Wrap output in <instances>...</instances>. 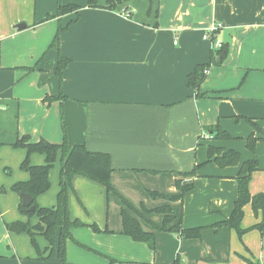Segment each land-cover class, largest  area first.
I'll return each mask as SVG.
<instances>
[{
	"label": "crops",
	"instance_id": "crops-1",
	"mask_svg": "<svg viewBox=\"0 0 264 264\" xmlns=\"http://www.w3.org/2000/svg\"><path fill=\"white\" fill-rule=\"evenodd\" d=\"M97 1L100 8L60 0L79 10L58 17L57 0H0V188L6 191L0 194V264H61L56 247L53 259L45 260L50 249L43 237L35 238L44 258L38 259L29 237L4 225L38 224L19 213L20 198L11 191L29 179L19 169L26 150L14 143L28 136L32 143L61 144L63 123L70 146L110 156L118 194L73 178L68 211L84 226L70 230L65 264H264V233L253 230L239 239L227 227H212L233 210L239 165L210 163L194 178L179 176L206 161L209 146L238 151L244 161L264 155V0H129L114 11L103 8L107 0ZM214 23L221 24L217 38L229 52L209 68L198 90L204 97L197 98L187 76L210 63L214 50L204 34ZM59 27L66 30L52 45ZM60 56L68 60L61 80L55 73ZM215 125L232 137L253 134L257 152L212 140L207 129ZM29 162L44 165L45 156L33 153ZM59 173L60 154L48 174L49 190L36 199L39 207L56 206ZM176 180L195 186L181 202L148 196L176 195ZM249 191L264 195V163ZM119 197L148 210L169 205L183 229L204 228L201 238L153 230L149 223H162V215L152 214L141 224L155 237L151 251L120 234ZM243 213L241 229L261 221L250 205ZM92 224L102 232H93Z\"/></svg>",
	"mask_w": 264,
	"mask_h": 264
},
{
	"label": "trees",
	"instance_id": "trees-1",
	"mask_svg": "<svg viewBox=\"0 0 264 264\" xmlns=\"http://www.w3.org/2000/svg\"><path fill=\"white\" fill-rule=\"evenodd\" d=\"M129 0H107L105 6L106 10L114 11L118 6ZM56 15L61 17L67 13L77 12L79 7L76 5L64 6L60 0H57ZM89 8H100L97 0H87ZM130 15H128V18ZM51 18V17H50ZM66 28L59 27L52 45L59 44L60 35ZM214 50V49H213ZM210 63L205 65H198L194 68L192 73L187 76V87L193 90L197 98L204 97L203 94L198 93L200 85L206 78L205 71H208L211 66H219L227 58L229 52L228 44H222L221 48L214 50ZM68 60L59 57L56 67V75L61 80L62 71L67 66ZM251 123L250 120H248ZM254 125V124H253ZM63 141L61 144H51L43 139L36 143L30 142L28 136L20 137L16 140L13 147L22 148L26 150V157L20 164V170L26 172L29 179L25 182H18L12 185L11 191L20 194H28L32 198L30 207H23L21 199L18 205L20 214L26 216L28 219L33 217L38 219V224L31 225L28 222L22 223L19 221L7 223L4 225L6 231L14 234H25L29 237L31 245L37 254L38 259H44L36 243V236L40 235L49 245V255L45 260H51L54 257V248H57V257L60 259L61 264H65V242L71 238L70 230L72 228L83 227L84 225L79 221L70 219L67 194L71 188L72 180L75 176H80L93 181L105 187L107 195L118 194L114 191L111 184V165L110 156L104 153H93L85 149L84 146H70L66 139V132L64 123L62 125ZM210 132L211 139L214 141H227L230 136L227 132L222 130L219 125L207 129ZM259 139L251 134L246 139V146L249 150H254V145ZM264 141V139H262ZM33 153H38L45 156V164L34 166L29 162V156ZM60 154V173H59V191L56 197V206L53 208H41L37 205L36 199L41 194L47 192L50 188L48 179L49 171ZM214 163L219 168H226L231 166H238L239 170L235 177L237 186V197L233 205V210L228 219L216 223L213 228L227 227L233 230L239 239L249 231L256 230L259 233H264V195L257 194L251 195L249 191V183L252 174L258 170V165L255 161H244L240 163V156L237 152L229 150L224 151L220 148L211 147L207 148V160L205 163L196 165L189 173H179L182 177H196L197 171L204 165ZM176 195H163L156 191H148V196L153 199H162L168 203L181 202L183 197L193 190V183L182 184L180 180L174 182ZM0 193H5L3 188ZM20 198V197H19ZM122 203L121 219L122 231L120 234L130 238L137 243L145 244L151 251L155 250V237L152 233L145 232L135 214L138 212L132 206L119 197ZM250 205L252 212L255 216L260 215L261 221L247 229H241V221L244 213L245 206ZM145 214H158L162 215V223L159 227L154 229L160 232L176 234L183 240L200 239L201 233L204 228L198 227L193 229H183L181 225V216H175L174 210L169 205H163L152 210H144ZM89 228L95 233L102 231L94 224L89 225ZM103 233L110 234L111 232L105 229ZM114 263L113 260H110ZM122 264V263H118Z\"/></svg>",
	"mask_w": 264,
	"mask_h": 264
},
{
	"label": "rangeland",
	"instance_id": "rangeland-1",
	"mask_svg": "<svg viewBox=\"0 0 264 264\" xmlns=\"http://www.w3.org/2000/svg\"><path fill=\"white\" fill-rule=\"evenodd\" d=\"M227 132V131H226ZM228 133V132H227ZM229 134V133H228ZM229 136H230V139L229 140H227V142H231V143H236V144H242V147H244L245 149H246V151L247 152H249L250 154H255V152H257L256 151V145H257V142L255 143V145H254V150L253 151H251V150H249L248 148H247V146H246V139L250 136H247L246 138H241V137H239V136H236V137H232L230 134H229ZM263 139H264V137H262ZM264 145V144H263ZM263 153H264V150L263 149H260ZM235 152H237L238 154H239V156H240V163L241 162H243L244 160H242V155H241V153L240 152H238V151H235ZM249 157H252L251 158V160L250 159H247V160H245V161H255L256 163H257V165H258V168H260V164L261 165H263V163H264V155H248ZM25 157H26V155H25ZM25 157H24V159H25ZM23 159V160H24ZM22 160V161H23ZM22 161H21V163H22ZM20 163V164H21ZM203 163H205V161L203 162ZM203 163H200V164H203ZM200 164H197V165H200ZM207 165H209V164H207ZM207 165H204V166H202L201 168H199L198 169V171H201V169H203V168H205ZM19 169H20V165H19ZM193 169H191L190 171H188L187 173H189V172H191ZM198 171H197V173H198ZM6 173H8L9 171L8 170H6L5 171ZM23 172V171H22ZM196 173V174H197ZM210 178V177H209ZM216 179H218V178H216ZM193 186H194V183H193ZM195 187V186H194ZM1 189V188H0ZM5 190V189H4ZM193 190H194V188H193ZM192 191V190H191ZM6 192V191H5ZM148 192V191H147ZM159 193V192H158ZM1 194V193H0ZM2 194H4V193H2ZM160 194H163V195H169V194H164V193H160ZM125 198H127L128 199V201L130 200H132V199H129L128 197H125ZM183 199H184V197H183ZM132 202V204H134L133 206H132V208L133 209H135L137 212H138V214H135L136 215V217L137 216H142V217H137L138 218V220H139V222H140V224H142V222H144V223H149V221L148 220H146V217L147 216H149V215H152V214H145V212H144V210H148V208H146L145 207V205H143V204H141V205H137L136 203H133L134 201H131ZM136 204V205H135ZM179 216V215H178ZM154 223L152 224V223H149V225H152L151 226V228L153 229V230H155L154 228H155V226H160L161 225V222L159 223V222H156V221H153ZM143 229V228H142Z\"/></svg>",
	"mask_w": 264,
	"mask_h": 264
},
{
	"label": "built area",
	"instance_id": "built-area-1",
	"mask_svg": "<svg viewBox=\"0 0 264 264\" xmlns=\"http://www.w3.org/2000/svg\"><path fill=\"white\" fill-rule=\"evenodd\" d=\"M128 16V15H127ZM222 28L221 24H212L204 34V39L208 40L212 43V48L214 50H218L221 48L222 43L217 38V32ZM208 71H205L204 73L207 74Z\"/></svg>",
	"mask_w": 264,
	"mask_h": 264
},
{
	"label": "water",
	"instance_id": "water-1",
	"mask_svg": "<svg viewBox=\"0 0 264 264\" xmlns=\"http://www.w3.org/2000/svg\"><path fill=\"white\" fill-rule=\"evenodd\" d=\"M17 28L18 29L24 28V25L23 24L18 25ZM19 197L21 199V204L23 205V207L31 206L32 198L28 194H20ZM30 211H33L32 207H30Z\"/></svg>",
	"mask_w": 264,
	"mask_h": 264
}]
</instances>
